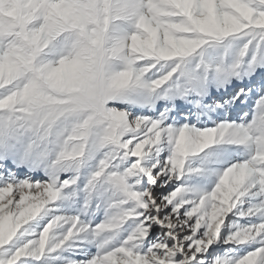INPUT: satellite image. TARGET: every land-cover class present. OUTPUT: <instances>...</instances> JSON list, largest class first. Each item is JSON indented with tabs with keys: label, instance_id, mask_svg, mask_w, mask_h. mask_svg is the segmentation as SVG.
<instances>
[{
	"label": "snow or ice",
	"instance_id": "obj_1",
	"mask_svg": "<svg viewBox=\"0 0 264 264\" xmlns=\"http://www.w3.org/2000/svg\"><path fill=\"white\" fill-rule=\"evenodd\" d=\"M0 264H264V0H0Z\"/></svg>",
	"mask_w": 264,
	"mask_h": 264
}]
</instances>
